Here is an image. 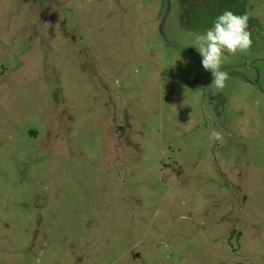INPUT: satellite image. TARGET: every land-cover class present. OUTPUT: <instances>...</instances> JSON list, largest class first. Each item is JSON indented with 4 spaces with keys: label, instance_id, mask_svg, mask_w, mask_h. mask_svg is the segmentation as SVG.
Here are the masks:
<instances>
[{
    "label": "rangeland",
    "instance_id": "obj_1",
    "mask_svg": "<svg viewBox=\"0 0 264 264\" xmlns=\"http://www.w3.org/2000/svg\"><path fill=\"white\" fill-rule=\"evenodd\" d=\"M0 264H264V0H0Z\"/></svg>",
    "mask_w": 264,
    "mask_h": 264
},
{
    "label": "clouds",
    "instance_id": "obj_2",
    "mask_svg": "<svg viewBox=\"0 0 264 264\" xmlns=\"http://www.w3.org/2000/svg\"><path fill=\"white\" fill-rule=\"evenodd\" d=\"M250 17L247 13L235 14L225 10L213 21L212 27L195 38L194 47L202 57L201 64L205 71L211 73V87L216 94L227 86L229 74L222 70L225 54L236 56L247 53L253 44L252 33L249 30ZM210 138L222 141V133L215 129Z\"/></svg>",
    "mask_w": 264,
    "mask_h": 264
}]
</instances>
